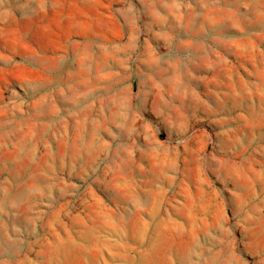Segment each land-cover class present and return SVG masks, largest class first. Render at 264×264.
Instances as JSON below:
<instances>
[{"label":"rangeland","instance_id":"obj_1","mask_svg":"<svg viewBox=\"0 0 264 264\" xmlns=\"http://www.w3.org/2000/svg\"><path fill=\"white\" fill-rule=\"evenodd\" d=\"M0 264H264V0H0Z\"/></svg>","mask_w":264,"mask_h":264}]
</instances>
